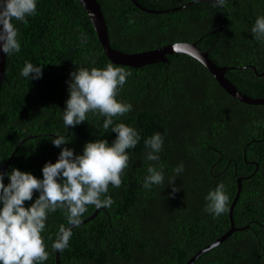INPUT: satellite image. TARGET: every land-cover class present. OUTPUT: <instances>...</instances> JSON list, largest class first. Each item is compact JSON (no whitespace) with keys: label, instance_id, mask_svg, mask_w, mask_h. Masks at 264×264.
Here are the masks:
<instances>
[{"label":"trees","instance_id":"trees-1","mask_svg":"<svg viewBox=\"0 0 264 264\" xmlns=\"http://www.w3.org/2000/svg\"><path fill=\"white\" fill-rule=\"evenodd\" d=\"M97 1L112 48L137 53L177 42L196 43L215 64L231 68L225 76L238 91L264 98V42L251 34L256 16L264 13V0H227L223 7L211 0H136L163 13L143 12L130 0ZM223 20V28L214 31ZM15 23L21 50L5 55L0 171L15 166L42 177L45 162L58 158L60 148L51 143L55 135L67 136L70 142L62 147L76 154L86 142L111 143L115 138L111 126L103 127L105 117L99 113H89L87 121L75 127L63 124L69 73L78 66L103 68L111 62L78 0H38L28 23ZM26 60L44 64L42 78L27 81L20 75ZM113 65L132 73L117 98L133 104L131 112L113 117V123L135 127L141 140L127 149L129 167L121 186L109 187L107 195L114 203L83 223L96 212L88 205L80 226L73 228L69 247L59 251L60 264H186L230 228L238 178L241 190L232 222L239 230L193 264H264V104L235 100L188 55H167V62L138 68ZM155 132L164 137L158 163L164 166L165 181L145 189L147 168L157 162L146 159L144 139ZM180 163L184 171L176 176L173 170ZM172 177L179 189L174 194ZM219 183L230 201L228 211L214 217L205 211V196ZM36 196L34 192L33 199ZM61 224L67 225L63 210L49 214L43 233L49 257L44 264H55L52 243Z\"/></svg>","mask_w":264,"mask_h":264},{"label":"clouds","instance_id":"clouds-1","mask_svg":"<svg viewBox=\"0 0 264 264\" xmlns=\"http://www.w3.org/2000/svg\"><path fill=\"white\" fill-rule=\"evenodd\" d=\"M215 7H223L227 0H211ZM38 0H0V50L7 56L21 50L20 29L15 22L28 23V17L37 12ZM130 23L134 22L130 19ZM253 37L264 42V13L258 14L251 27ZM84 43L87 37L82 36ZM44 64L25 61L20 75L29 80L43 76ZM132 73L123 67L109 63L103 68L78 66L69 73L68 98L63 109V124L75 127L87 121L89 113L105 117L103 127H112L116 133L111 143L106 139H95L83 145L76 154L67 145L70 139L55 135L51 143L60 148L55 162L43 165L42 177L29 171L9 166L10 171H0V264H44L49 257L43 233L49 214L61 209L65 212L67 225L59 226L52 248L63 252L69 247L73 228L79 227L88 205L109 208L114 203L107 195L109 187L119 188L122 174L129 167L127 149L135 148L141 133L124 122L113 123V117L123 116L133 110L129 101L118 99L120 90ZM148 149L146 159L150 164L142 186L151 189L165 181L164 166L159 164L164 137L155 132L144 139ZM178 176L184 171L183 163L174 168ZM7 177L8 182L5 183ZM170 178L174 194L179 189ZM38 193L35 199L33 194ZM26 201H32L25 206ZM205 211L218 217L228 211L230 197L225 185L219 183L205 196Z\"/></svg>","mask_w":264,"mask_h":264},{"label":"water","instance_id":"water-1","mask_svg":"<svg viewBox=\"0 0 264 264\" xmlns=\"http://www.w3.org/2000/svg\"><path fill=\"white\" fill-rule=\"evenodd\" d=\"M78 1L81 3L87 15L89 16L93 29L97 35V39L102 47V50L105 56L108 58V60L111 63L115 65H123V66L138 68L143 65L153 64L157 62H167V55H171V54L188 55L194 58L195 60H197L200 64H202L209 71V73L215 78L218 84L224 89V91L228 95L233 97L235 100L240 101L245 104H249V105H263L264 104V98H252L238 91V89L225 77V73L228 70H230V67H225V66L221 67L215 64L209 58L208 52L202 51L196 45V43H173V44H170V45L158 48V49L137 52V53H125V52H121L117 49L112 48L109 43L106 22L100 10V4L98 3V1L97 0H78ZM130 1L143 12H147V13L165 12L161 10L155 11L153 9H147L143 7L140 3H138L136 0H130ZM190 4L191 3H187L186 5L176 7V8H171L166 11L180 10ZM224 21L225 20H223L220 26L214 31H217V30L220 31L224 26ZM5 55L6 54L3 53L2 50H0V86L4 79ZM23 142L24 140H22L16 146V148L14 149V151L12 152L10 156V159L13 158L16 151L18 150V148ZM236 182H237V192L232 202V205L229 209L230 228L220 238H218L217 240H215L208 246L200 249L186 264H193L194 261L200 255L218 246L220 243L225 241L233 232H235L236 230H239V228L234 227V224L232 222L233 207L236 204L238 195L241 190V178H238ZM98 210L99 208L96 207V210H95L96 212H94V214L90 216L87 220H85L83 223L93 219L96 216ZM55 264H60L58 250L55 251Z\"/></svg>","mask_w":264,"mask_h":264},{"label":"bare ground","instance_id":"bare-ground-1","mask_svg":"<svg viewBox=\"0 0 264 264\" xmlns=\"http://www.w3.org/2000/svg\"><path fill=\"white\" fill-rule=\"evenodd\" d=\"M177 43H187V42H177ZM221 67H222V66H221ZM230 69H231V68H230ZM227 72H228V71H227ZM227 72H226V73H227ZM254 72L257 74V72H256L255 69H254ZM226 73H225V74H226ZM263 73H264V72H263ZM263 73H262V74H263ZM262 74H261V75H262ZM225 77H226V76H225ZM226 78H227V77H226ZM227 79H228V78H227ZM228 80H229V79H228ZM229 81H230V80H229ZM230 82H231V81H230ZM217 83H218V82H217ZM231 83H232V82H231ZM232 84H233V83H232ZM233 85H234V84H233ZM234 86H235V85H234ZM235 87H236V86H235ZM243 94H244V93H243ZM245 95H246V94H245ZM249 97H250V96H249Z\"/></svg>","mask_w":264,"mask_h":264}]
</instances>
